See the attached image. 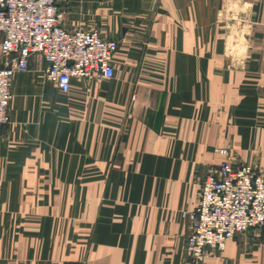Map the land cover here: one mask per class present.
Masks as SVG:
<instances>
[{"label":"crops","instance_id":"0c3cea01","mask_svg":"<svg viewBox=\"0 0 264 264\" xmlns=\"http://www.w3.org/2000/svg\"><path fill=\"white\" fill-rule=\"evenodd\" d=\"M119 49L0 129V264H194L184 211L228 149L264 170V0H61ZM1 41V39H0ZM33 56L29 68L45 73ZM204 264H264V228Z\"/></svg>","mask_w":264,"mask_h":264},{"label":"built area","instance_id":"2783aa9c","mask_svg":"<svg viewBox=\"0 0 264 264\" xmlns=\"http://www.w3.org/2000/svg\"><path fill=\"white\" fill-rule=\"evenodd\" d=\"M60 2L0 0V129L10 120L12 80L28 70L33 56L46 60L45 80L63 93L75 80H108L115 74L119 43L98 30L65 27ZM215 153L223 160L200 180L194 209L184 211L191 228L186 253L194 264L223 251L229 240L264 228V170L233 162L228 149Z\"/></svg>","mask_w":264,"mask_h":264},{"label":"rangeland","instance_id":"374dc122","mask_svg":"<svg viewBox=\"0 0 264 264\" xmlns=\"http://www.w3.org/2000/svg\"><path fill=\"white\" fill-rule=\"evenodd\" d=\"M51 88L52 86H50L45 80L43 72L31 68L24 72H18L12 80V99L9 113L11 108L15 105H28L33 109L34 106L38 108L42 105L49 104L48 98L45 97V94Z\"/></svg>","mask_w":264,"mask_h":264}]
</instances>
